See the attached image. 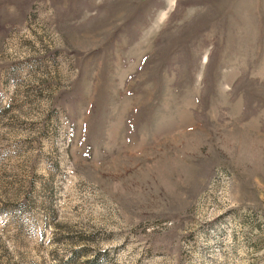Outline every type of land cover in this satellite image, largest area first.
<instances>
[{
	"label": "rangeland",
	"instance_id": "1",
	"mask_svg": "<svg viewBox=\"0 0 264 264\" xmlns=\"http://www.w3.org/2000/svg\"><path fill=\"white\" fill-rule=\"evenodd\" d=\"M0 264H264V0H0Z\"/></svg>",
	"mask_w": 264,
	"mask_h": 264
}]
</instances>
